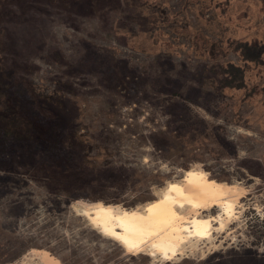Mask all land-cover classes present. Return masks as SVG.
<instances>
[{
    "label": "rangeland",
    "instance_id": "obj_1",
    "mask_svg": "<svg viewBox=\"0 0 264 264\" xmlns=\"http://www.w3.org/2000/svg\"><path fill=\"white\" fill-rule=\"evenodd\" d=\"M0 69L50 124L0 133V264H264V0H0ZM187 170L229 185L194 251L128 250L82 213Z\"/></svg>",
    "mask_w": 264,
    "mask_h": 264
},
{
    "label": "bare ground",
    "instance_id": "obj_2",
    "mask_svg": "<svg viewBox=\"0 0 264 264\" xmlns=\"http://www.w3.org/2000/svg\"><path fill=\"white\" fill-rule=\"evenodd\" d=\"M228 189L229 185L208 179L202 172L187 170L182 182L168 184L160 198L143 208L125 209L92 202L86 204L82 213L100 232L128 250L144 248L149 255L167 261L194 251L201 240L209 238L214 222L223 218L221 213H229L228 203H223ZM214 207L223 211L213 216L202 213ZM39 258L42 264H49Z\"/></svg>",
    "mask_w": 264,
    "mask_h": 264
},
{
    "label": "trees",
    "instance_id": "obj_3",
    "mask_svg": "<svg viewBox=\"0 0 264 264\" xmlns=\"http://www.w3.org/2000/svg\"><path fill=\"white\" fill-rule=\"evenodd\" d=\"M239 47L242 50L249 48L246 43H240ZM252 49L251 56H246L254 60L262 54L261 51L263 50L262 48H256L255 45ZM4 73L5 75L0 69V133L7 134L10 138L19 139L21 137H31L34 132L40 135L43 131H48L50 128L49 122L30 112L31 104L26 105L15 90V78L10 77V72ZM242 85L243 80L237 86L241 87Z\"/></svg>",
    "mask_w": 264,
    "mask_h": 264
}]
</instances>
